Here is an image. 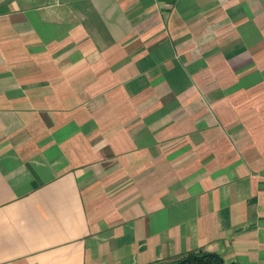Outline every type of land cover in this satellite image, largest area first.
<instances>
[{
  "label": "crops",
  "instance_id": "obj_1",
  "mask_svg": "<svg viewBox=\"0 0 264 264\" xmlns=\"http://www.w3.org/2000/svg\"><path fill=\"white\" fill-rule=\"evenodd\" d=\"M264 264V0H0V264Z\"/></svg>",
  "mask_w": 264,
  "mask_h": 264
},
{
  "label": "trees",
  "instance_id": "obj_2",
  "mask_svg": "<svg viewBox=\"0 0 264 264\" xmlns=\"http://www.w3.org/2000/svg\"><path fill=\"white\" fill-rule=\"evenodd\" d=\"M173 264H225V262L217 254L190 253Z\"/></svg>",
  "mask_w": 264,
  "mask_h": 264
},
{
  "label": "rangeland",
  "instance_id": "obj_3",
  "mask_svg": "<svg viewBox=\"0 0 264 264\" xmlns=\"http://www.w3.org/2000/svg\"><path fill=\"white\" fill-rule=\"evenodd\" d=\"M174 262H169V263H163V264H173ZM161 264V263H160Z\"/></svg>",
  "mask_w": 264,
  "mask_h": 264
}]
</instances>
